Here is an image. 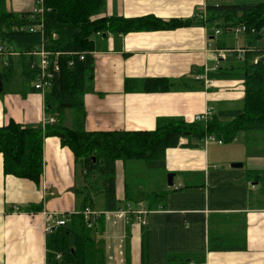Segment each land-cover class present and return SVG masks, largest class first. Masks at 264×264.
Here are the masks:
<instances>
[{
	"label": "crops",
	"instance_id": "crops-1",
	"mask_svg": "<svg viewBox=\"0 0 264 264\" xmlns=\"http://www.w3.org/2000/svg\"><path fill=\"white\" fill-rule=\"evenodd\" d=\"M40 2L6 0V8L15 14L35 15ZM217 3L106 0L97 19L193 23L170 30L109 31L94 37V79L84 96V130L150 132L172 120L192 124L208 113L209 120L216 116L220 122H231L232 118L222 114L242 109L243 81L213 80L210 74L236 66L235 57L227 54L223 59L219 54L242 51L241 38L235 37V44L228 46V35L212 38L197 17L207 5ZM225 46L228 49H220ZM5 57L0 56V70ZM236 57L241 59L242 53ZM14 70L19 76L18 67ZM155 80L167 81L170 89L149 90ZM15 82L19 88L0 90V128L11 122L43 127L55 121L46 113L42 94L30 90L31 85L20 87L18 77ZM66 125L72 127L70 114ZM241 137L250 138L240 133L229 146L183 139V144L198 147L169 149L162 161L116 162L117 207L122 211L130 207L131 213L107 212L98 198L91 208L101 213L97 223L90 227L84 218L93 229L95 250L105 264H142L145 231L148 264H168L170 256H180L189 264H264V201L247 175L249 170H264L231 167L242 162L240 157L248 151L247 144L238 143ZM43 162V174L36 184L6 175L0 154V264H72L53 250V239L60 230L55 222L66 217L69 224L83 210V199L77 198L76 191L85 185L73 153L57 137L44 140ZM130 165L138 167L136 179L149 176L148 187L143 183L129 186ZM167 174L175 176L172 188ZM160 192H169L163 209L158 200H147L148 195Z\"/></svg>",
	"mask_w": 264,
	"mask_h": 264
},
{
	"label": "trees",
	"instance_id": "trees-1",
	"mask_svg": "<svg viewBox=\"0 0 264 264\" xmlns=\"http://www.w3.org/2000/svg\"><path fill=\"white\" fill-rule=\"evenodd\" d=\"M43 16L15 14L6 9V0H0V45L12 54L0 70L3 90L32 87L37 71L32 64L38 61L31 55L41 47L53 55L60 54V72L44 93L46 113L55 117L54 123L41 127H23L9 123L0 128V154L6 175L27 179L36 184L43 174V144L50 137H57L63 147H68L75 157L85 189L76 191L77 198L83 199V210L60 227L53 239V250L72 264H105L95 250L93 229L84 221L83 211L95 207V200L101 198L107 212L121 211L117 207L116 162H149L165 159L167 150L195 148L196 144L182 143L183 139L203 144L207 137H214L222 144L234 143L240 133L255 135L264 133V3L259 4H211L206 7V19L202 21L212 38L234 35L237 28L245 27L242 58L237 51L227 54L236 58V66L218 69L211 78L242 80L245 90L243 107L239 111L222 114L233 120L219 121L214 116L207 122L185 124L168 121L158 124L150 132H109L90 133L84 130V96L91 90L94 79L95 51L93 38L107 32L127 34L131 31L170 30L189 26L193 21L172 20L164 22L154 18L127 20L123 18H98L106 0H41ZM42 24V29L31 32L29 28ZM254 30L256 33H252ZM219 33V34H217ZM236 36V37H237ZM220 49H228L226 46ZM232 50V49H229ZM79 54H84L81 60ZM238 59V60H237ZM18 67L20 75L14 68ZM154 82V83H153ZM132 81L128 82L129 85ZM149 90H169L167 81H152ZM36 92V91H35ZM70 114L72 127L66 125ZM189 134V135H187ZM248 179L259 187L264 201V174L260 170H249ZM169 192L150 194L147 200H158L165 207ZM77 227H76V226ZM70 236L71 244L68 242ZM142 264H148V232L143 233ZM50 246V240H49ZM96 254V255H95ZM88 261V262H87ZM168 264H189L180 256H170Z\"/></svg>",
	"mask_w": 264,
	"mask_h": 264
},
{
	"label": "built area",
	"instance_id": "built-area-1",
	"mask_svg": "<svg viewBox=\"0 0 264 264\" xmlns=\"http://www.w3.org/2000/svg\"><path fill=\"white\" fill-rule=\"evenodd\" d=\"M41 4V9L37 11L35 15H32V17H40L42 18L43 16V8H42V1L40 2ZM197 17L201 21H205L206 19V10H201ZM42 29V24L38 26H33L32 28H29L31 32H35L37 30ZM246 31L245 27H239L235 31V35H241L244 34ZM264 32V29H263ZM252 33H256L254 30H252ZM219 34V33H217ZM228 52H220L219 57L220 58H225V55H227ZM7 55H13L16 56L18 54L12 52H9L5 50L2 46H0V56H7ZM31 55L37 57L38 61L36 63L32 64V68L37 71V77L35 81L33 82V87L35 91L39 94H42L44 96V93L50 88L51 82L53 79L58 75L60 72V66L58 62V57L60 54H51L49 52H46L42 47L39 50H35L31 53ZM80 59H84V54H79ZM201 79V78H198ZM210 113L204 114L201 116H198L194 122H207L209 120ZM54 123V121H52ZM209 143H217V144H222L220 141H216L214 137H207L204 141L203 144H209ZM122 211V210H121ZM120 212V211H119ZM124 214H130L131 213V208L129 207L128 210L122 211ZM145 213V212H144ZM84 218L86 222L89 224L90 227L94 226L95 223H97L98 219L101 216L100 212L94 211L91 208H86L83 211ZM68 223V220L66 217L59 219L55 222L56 227H64ZM143 224L145 222L142 221ZM52 229L49 228L48 232L51 233Z\"/></svg>",
	"mask_w": 264,
	"mask_h": 264
},
{
	"label": "rangeland",
	"instance_id": "rangeland-1",
	"mask_svg": "<svg viewBox=\"0 0 264 264\" xmlns=\"http://www.w3.org/2000/svg\"><path fill=\"white\" fill-rule=\"evenodd\" d=\"M218 3L219 4H235V5H245V4L250 5V4L264 3V0H218ZM235 37L236 36L234 35L227 36L228 46H233L235 44L236 42ZM237 38H240V37L237 36ZM238 43L240 46L246 47L243 39L239 40ZM249 137L250 138L241 137V140L238 141V143L240 144H242L243 142L247 144L248 151L243 157H240L242 159V162H238L237 164L245 165V167L247 168L256 167L258 169L264 170V133H256L255 135L249 134ZM226 145L229 146L230 144H226ZM133 162L136 163V162H141V161H133ZM141 164L137 163V166H140ZM132 166L133 165H130L129 167H127V178H128L129 186L131 185V187L134 188L136 183L137 184L143 183L145 186H147L149 183L148 181L149 176L147 179H142V178L136 179L134 177L137 175L135 168H138V167H135L133 169ZM140 173H141V170H140ZM168 175L169 174H167L166 176V181H167ZM132 207L133 208L135 207L134 203H132Z\"/></svg>",
	"mask_w": 264,
	"mask_h": 264
},
{
	"label": "water",
	"instance_id": "water-1",
	"mask_svg": "<svg viewBox=\"0 0 264 264\" xmlns=\"http://www.w3.org/2000/svg\"><path fill=\"white\" fill-rule=\"evenodd\" d=\"M2 89H3V87H2L1 80H0V90H2ZM187 135H189V134H187ZM231 167L234 168V169H239V168H242L243 165L242 164H233ZM174 177H175L174 174H169L168 175L167 180H168V186L170 188H172L174 186V182H173L174 181Z\"/></svg>",
	"mask_w": 264,
	"mask_h": 264
}]
</instances>
